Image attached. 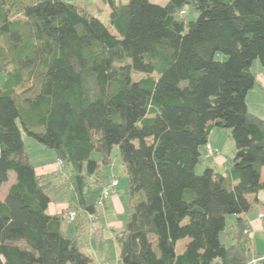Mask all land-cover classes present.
Here are the masks:
<instances>
[{
    "label": "trees",
    "instance_id": "trees-1",
    "mask_svg": "<svg viewBox=\"0 0 264 264\" xmlns=\"http://www.w3.org/2000/svg\"><path fill=\"white\" fill-rule=\"evenodd\" d=\"M106 1L107 21L66 0H0V189L15 172L0 264H96L114 151L130 195L122 264H264L247 217L264 204V115L246 98L264 0ZM215 127L234 141L223 170L205 155ZM24 131L63 161L59 210Z\"/></svg>",
    "mask_w": 264,
    "mask_h": 264
},
{
    "label": "rangeland",
    "instance_id": "rangeland-1",
    "mask_svg": "<svg viewBox=\"0 0 264 264\" xmlns=\"http://www.w3.org/2000/svg\"><path fill=\"white\" fill-rule=\"evenodd\" d=\"M72 3H75L82 8H85L92 14L98 15L103 20L107 21L110 12V6L106 0H66ZM127 2L128 0H122ZM157 2L163 3L165 0H155ZM219 57H224V54H219ZM254 70L258 71V80L256 81L255 86L249 90L247 93L248 96L247 102L249 103L250 108L255 110L257 114L264 115V72L263 67L259 59H257L253 64ZM263 77V79H261ZM5 75L3 72H0V83L4 80ZM213 137L219 139L221 149L220 152L224 157L231 158L233 156L234 141L229 136V134L220 127L214 128ZM23 138L25 145L27 147L28 153L32 162L35 165L36 170L40 174H44L45 180H51L53 183L52 191L56 193V200L53 201L49 207L50 211L60 209L63 205L66 204L62 198L66 193L61 169L63 168V162L60 164L57 159L55 152L42 144H40L34 137L23 132ZM113 163L105 166V170L109 173L110 176L117 174L119 177V185L117 189L119 193L111 196L106 210L101 217V224H104V228L98 235H92L90 248L95 254V263L99 264L100 261L107 260V264H122L120 259V250L119 244L115 237L114 231L119 230L121 223L123 224L127 218V208L130 205V195L127 191L128 189V176L124 170V167L120 161L119 155L114 151L113 153ZM66 171V170H65ZM264 173V170H263ZM15 180V172L10 171L9 179L3 183L0 189V197H4L5 192L7 191L9 185ZM115 202V203H114ZM64 203V204H62ZM68 209V208H67ZM73 209V208H72ZM264 211V204H261L260 207H255L250 213V217H257L259 210ZM253 228V237L255 246L250 250V259L255 254V249L264 250V218L259 219L255 222ZM67 233L73 234L75 232V225L73 222H70L67 226ZM223 236V235H222ZM183 238L177 243V251H180L183 248L185 243ZM107 257V258H106Z\"/></svg>",
    "mask_w": 264,
    "mask_h": 264
},
{
    "label": "built area",
    "instance_id": "built-area-1",
    "mask_svg": "<svg viewBox=\"0 0 264 264\" xmlns=\"http://www.w3.org/2000/svg\"><path fill=\"white\" fill-rule=\"evenodd\" d=\"M219 152H220V150L217 147L213 146L210 143H207L206 153H205L206 156L212 157ZM59 162L61 164L63 161L61 159H59ZM117 186H118V179H115V178L110 179L106 183V185L104 186L103 191H102V195L100 198V204H102L105 199H109L112 196V194H114L117 191ZM67 214H68L69 218L71 220H73V219H75L77 212L74 209H71L68 211ZM259 215L262 217L264 214L260 213ZM248 231H249V229H245V232H248ZM252 262H253V264H259V258L255 257L252 260Z\"/></svg>",
    "mask_w": 264,
    "mask_h": 264
},
{
    "label": "crops",
    "instance_id": "crops-1",
    "mask_svg": "<svg viewBox=\"0 0 264 264\" xmlns=\"http://www.w3.org/2000/svg\"><path fill=\"white\" fill-rule=\"evenodd\" d=\"M263 72H264V69H263ZM261 79H263V77H262ZM257 80H258V75H257ZM247 96H248V94H247ZM247 103H248V102H247ZM248 105H249V103H248ZM254 111H255V110H254ZM255 112H256V111H255ZM256 113H257V112H256ZM213 130H214V129H213ZM213 130H212V132H211V134H210V137H209V143H211L213 146L217 147L218 149H219V148L221 149V145H220L219 139L213 137V134H212V133H214ZM221 153H222V150H221L220 153H218V154L212 156L211 158H212L213 163L215 164V167L218 168V169L223 170V167H224V164H225V162H226L227 157H224L223 154H221ZM116 193H119V190H118ZM116 193H114L113 195H115ZM113 195H112V196H113ZM108 201H109V199H108ZM114 203H115V202H114ZM62 204H64V203H62ZM107 204H108V202H107ZM57 210H59V209H57ZM54 211H56V210H54ZM260 211H261V209L259 210V212H260ZM259 212H258V214H259ZM258 214H257V217H256V218H255V217H250L249 214L247 215L248 220H249V223H250V227H251V228H252V225L254 226V224H255V222H256L257 220H259V219H263V218H264V217H262V218L258 217ZM121 226H122V223H121ZM251 232H253V228H252V231H251ZM253 240H254V237H253ZM254 246H255V243H254ZM255 247H256V246H255ZM181 250H182V248H181ZM181 250H180V251H181ZM255 251H257V250L255 249ZM257 252H264V250H258ZM254 257H255V256H253L252 259H253ZM99 264H107V260L104 259V261H100Z\"/></svg>",
    "mask_w": 264,
    "mask_h": 264
}]
</instances>
